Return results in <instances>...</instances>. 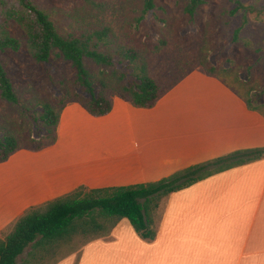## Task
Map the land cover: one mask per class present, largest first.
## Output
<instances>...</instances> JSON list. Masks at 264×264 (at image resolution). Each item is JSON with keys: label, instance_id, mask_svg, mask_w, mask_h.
<instances>
[{"label": "crops", "instance_id": "crops-1", "mask_svg": "<svg viewBox=\"0 0 264 264\" xmlns=\"http://www.w3.org/2000/svg\"><path fill=\"white\" fill-rule=\"evenodd\" d=\"M264 147V115L195 68L151 108L114 96L105 115L63 107L57 140L0 162V235L29 209L87 189L149 183L232 152ZM155 239L124 218L55 264H264V158L170 194Z\"/></svg>", "mask_w": 264, "mask_h": 264}, {"label": "trees", "instance_id": "trees-1", "mask_svg": "<svg viewBox=\"0 0 264 264\" xmlns=\"http://www.w3.org/2000/svg\"><path fill=\"white\" fill-rule=\"evenodd\" d=\"M86 1L95 6L98 4L97 0ZM142 1V15L136 20V26L158 8L156 0ZM232 1L236 6L231 9V15L243 14V23L235 29L232 38L236 43L240 41L241 32L249 22L248 15L264 19V6L246 4L242 0ZM204 3L205 0H187L185 12L194 18ZM14 24L24 30L30 52L38 62L49 63L53 55L71 62L76 69V82L84 88V92L78 94L77 98L65 101L59 110L51 103L44 102L43 112L39 116L29 113L36 121L39 132L45 136V143L20 145L17 137L9 132L0 137V162L7 160L20 148L41 149L53 144L57 140L61 110L68 103L78 102L91 114L101 116L112 110L114 96H120L138 107L151 108L168 90L161 89L158 80L149 72L147 59L136 48L120 43L115 49L111 48L117 42L112 27H94L80 34L63 35L49 13L40 8L36 0H0V93L4 100L19 102L2 57L7 49L15 52L21 49V39L10 30ZM101 44L108 49H101ZM86 59L121 71L119 80L123 81L122 89L114 90L104 77L96 76L87 66ZM204 70L220 78L245 99L249 108L264 115V104L255 103L254 88L245 83L232 66L219 70L210 64ZM67 92L65 90V94ZM31 141L32 144L36 142ZM263 158L264 147L244 149L189 166L154 182L98 189L81 186L65 196L29 209L15 222L8 234L4 237L0 235V264H17V259L28 246H31V250L23 264L42 263L45 256L54 254L63 245L70 246L77 240H84L82 248L92 240L110 235L124 218L143 238L153 240L158 233L156 212L170 194L220 172Z\"/></svg>", "mask_w": 264, "mask_h": 264}, {"label": "rangeland", "instance_id": "rangeland-1", "mask_svg": "<svg viewBox=\"0 0 264 264\" xmlns=\"http://www.w3.org/2000/svg\"><path fill=\"white\" fill-rule=\"evenodd\" d=\"M242 1L264 6V0ZM36 2L49 13L63 35L80 34L94 27H112L117 42L111 48L115 49L119 43L136 48L147 59L149 72L162 90L169 89L193 68L205 69L211 64L221 70L232 66L233 71L254 88L255 103L264 104V19L248 15L249 22L241 32V39L234 43L233 34L243 23V14L231 15V9L236 6L232 0H205L194 18L185 12L187 0H156L158 8L138 26L136 20L142 15V0H97L96 6L86 0ZM10 30L21 39L22 46L17 52L7 49L2 57L19 102L4 100L0 93V137L9 132L17 137L20 145L45 143V136L29 113L39 116L44 102L59 110L65 101L83 94L84 88L77 84L76 69L71 62L55 55L49 63L38 62L30 52L24 30L17 24ZM100 48L108 49L103 44ZM86 64L96 76L109 81L114 90L122 89L121 71L97 65L91 59H86ZM65 90H68L66 94ZM31 140L36 142L32 144ZM161 214L162 209H159L156 218ZM12 227L1 236L8 234ZM83 243L84 240H77L70 246L63 245L39 264H53ZM30 250L28 246L17 264H23Z\"/></svg>", "mask_w": 264, "mask_h": 264}]
</instances>
